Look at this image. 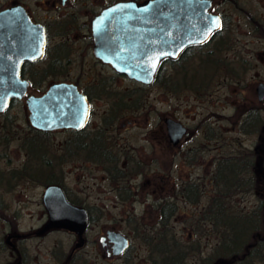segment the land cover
I'll use <instances>...</instances> for the list:
<instances>
[{"label":"flooded vegetation","instance_id":"flooded-vegetation-1","mask_svg":"<svg viewBox=\"0 0 264 264\" xmlns=\"http://www.w3.org/2000/svg\"><path fill=\"white\" fill-rule=\"evenodd\" d=\"M153 1L6 0L5 7L0 10L21 7L31 22L44 31V43L40 49L25 47L28 52L34 50L31 59L21 61L19 65L17 62L12 64L8 59L10 47H7L4 50L6 59L0 62V75H10L16 65L19 67L20 82L28 84L25 96L10 99L8 107L0 112V264H42L39 248L47 239L52 245L51 250H47L52 264H89L86 252L92 246L97 248L102 262L112 264L124 260L123 264H134L131 253L135 241L147 253L142 264H153L148 241L158 242L162 230L160 216L152 206L174 201L170 198V163L167 159L170 158L171 147L178 148L182 140L177 146L171 144L165 124L166 119H172L170 116L161 120L163 132L156 139L155 126L152 125L149 130L150 124H153L150 121H154L149 114L153 111L146 109V102L143 98L141 101L137 91L122 92L117 82L130 79L110 63L115 60L118 67L137 69L140 56L153 55L157 34L162 33L164 38L171 39V15H163L166 20L163 28L155 29L153 10H142L141 6ZM201 1L209 2L208 14L219 17V29L205 43L186 46L176 59L164 58L158 64L151 85L130 80L137 84L138 91L156 84L157 76L161 75L163 89L168 94L175 92L177 76L182 82L178 91L202 94L199 76L203 73L211 76L210 83L223 77L225 83L229 78L234 79V86V82L240 83L243 71L252 70L247 69L252 64L248 62L250 58L244 59L230 51L228 28L239 22L231 19L229 10L243 14L247 22L260 32V39L263 40L264 19L258 11H264V0ZM127 7L135 10L125 16L122 13L117 15L116 19L121 24L118 29L114 30L111 23L100 22V30L103 28L107 32L98 45L94 38L96 19L113 8L122 10ZM38 13H42L41 16ZM52 13L55 16H46ZM123 60H126L125 66ZM203 61L206 66L210 62V67H204ZM260 61L264 65V59ZM261 83L264 84V80L253 82L258 104L241 112L236 122L231 123L233 126L237 123L240 127L251 111L257 113L259 124L264 123V100L259 101L256 92ZM60 84L75 86L86 98L89 114L85 124L53 130L33 126L26 100L29 97L41 98L53 86ZM61 99L68 100L69 95L62 94ZM223 101L230 102L229 107L234 108L228 98ZM22 105L27 114L23 126L16 114ZM66 114L69 115L68 112ZM230 117L224 118L230 122ZM133 128L137 130L135 145L131 144L129 137ZM206 128L209 132L207 138L216 141L220 136L218 129ZM155 141L159 148L155 146ZM214 173L208 181L210 194L204 192L205 184L193 183L197 185L200 201L203 194L210 196L209 199L218 197ZM53 187L60 189L69 205L87 212L89 224L81 236L66 229L48 228L49 214L44 198L46 191ZM146 188L150 189L149 193H146ZM59 195L58 192L53 193L51 199L59 201ZM175 196L178 197L177 194ZM178 198L185 201L182 196ZM109 199L120 205H147L149 216L144 221V216L139 217L135 212L128 214L123 220L133 230L129 235L118 230H101L92 236L90 225L104 214V209L96 205ZM30 206L39 208L35 214L39 226L27 230L21 227V222L23 210ZM196 212L200 219V210ZM28 216L33 219L32 213ZM199 224L202 225V222ZM109 232L120 233L129 241V247L119 255L113 254L114 243L108 237Z\"/></svg>","mask_w":264,"mask_h":264},{"label":"rangeland","instance_id":"rangeland-1","mask_svg":"<svg viewBox=\"0 0 264 264\" xmlns=\"http://www.w3.org/2000/svg\"><path fill=\"white\" fill-rule=\"evenodd\" d=\"M5 4L6 0H0V10L5 7ZM256 8L258 9V7ZM258 13L264 19V11L260 10ZM41 14L38 13L40 16ZM48 15L55 16V13L46 14V16ZM229 15L231 19L239 22L228 28L230 51L239 54L244 59L250 58L248 62L252 63L250 67H247V69L251 68L252 70L242 72L239 84L234 82L235 85L233 86L232 80L234 79L229 78L228 83H225L223 77H218L209 84L202 94H195L189 91H177L168 94L163 89V85L161 86L159 83L145 88V90L138 91L137 84L128 79H120L117 82V85L121 87L124 93L128 94L131 90L137 91L136 93L138 97L140 95L141 101L143 98V101L146 102V109L153 111L152 114H149V117L154 118V121H150L153 124H150L149 130L153 127L152 125L155 126L156 139L163 132L161 120L167 116H170L188 129L187 134L178 147L179 149L171 147L170 158L167 159L170 163V198L174 199L178 207V212L172 218L170 226L176 238L183 242L192 240L193 233L189 227L191 215L203 209L210 200V196L205 197L206 195L203 194V198L197 205H191L178 198L179 196L176 197L175 194H178L179 189L186 183L205 184L206 186L203 187V190L210 194L208 181H210L211 173L215 171L216 157L219 160L221 157L235 156L244 151L253 150L257 141V136L245 135L241 132L237 123L234 126L231 123L236 122V117L245 111L247 107L258 104L254 95L253 82L257 79L264 80V65L260 61L264 59V39H260V32L247 22L243 14L230 9ZM225 98H228L234 104V108L229 107L231 105L230 102L226 103L223 101ZM16 114L20 125L23 126L27 118L23 105L18 108ZM217 114L219 118H217ZM226 116H231L230 122L226 121L224 118ZM94 121L95 118L93 119ZM207 126L218 129L220 136L216 141L207 138L209 136ZM135 133H137V130L133 128L129 135L133 145H135ZM155 146L157 148L160 147L157 141H155ZM158 174L161 175L162 172L159 171ZM149 190V188H146V193H149ZM229 203L242 212L251 211L257 204L253 194L242 192V190L234 194ZM96 206L103 208L104 214L101 219L90 225L92 236L101 230H118L129 235L133 230L123 219L128 214L135 212L139 217L144 216L145 221L150 213L147 205H142L141 203L120 205L112 199ZM152 209L155 211L156 206H152ZM37 211H39V208L35 206H30L28 209L23 210V221L21 222L23 229L29 230L39 226V221L35 216ZM30 213L33 215L32 220L28 216ZM201 226L203 231H199L196 236L200 251L197 252V255L190 256L186 260V264H199L200 258H208L214 253V249L219 243V236L211 224L206 223ZM48 241L49 239L45 240L43 246L39 248V261L42 264H52L47 254V250L50 251L52 245ZM96 250L97 248H93V246L87 249L86 254L89 257V264H107L98 257ZM131 255L134 257V264H142L143 257H146L147 253L145 248L135 241L134 251ZM123 261H114L112 264H123ZM255 264H264V261H259Z\"/></svg>","mask_w":264,"mask_h":264},{"label":"water","instance_id":"water-1","mask_svg":"<svg viewBox=\"0 0 264 264\" xmlns=\"http://www.w3.org/2000/svg\"><path fill=\"white\" fill-rule=\"evenodd\" d=\"M123 6L126 7L127 5ZM141 7L144 12L149 9L153 10L155 29L163 28L166 21L163 15H171V39L164 38L165 36L162 33L157 34L154 40L153 55L140 56L137 60V69L126 68L121 65L118 67L115 60L110 61V63L119 73L126 74L130 80L145 86H149L154 82L158 64L164 58L176 59L186 46L205 43L212 33L220 27L219 17L208 14L210 4L206 1L154 0ZM134 10L130 7H127V9L122 8V10L113 8L102 13L94 24V38L98 45L104 33L107 32L103 28L100 30L99 24L101 21L111 23L113 29H118L121 24L116 19L117 15L122 13L125 16L131 14ZM129 41L131 42V40ZM43 43V29L31 22L23 8L16 7L0 12V62L6 59L4 50L7 47H10L8 59L10 58L12 64L17 62V65H19L21 61L31 59V54L34 51L28 52L25 47L34 46V49L36 47L40 49ZM99 51L100 49L96 53L100 57ZM122 62L125 66L126 60ZM12 69L10 75H0V112L8 107L10 99H21L26 94L28 84L20 82L19 67L14 65ZM256 92L258 100L263 101L264 84H259ZM62 94L69 95V99H61ZM26 105L30 112L29 119L32 125L44 130L78 127L79 123L85 124L89 114V105L86 98L73 85L60 84L53 86L41 98L29 97L26 100ZM66 112H68V116ZM165 124L171 144L177 146L187 133L186 127L173 119H166ZM56 192L60 194L59 201L51 199L53 193ZM44 203L49 214L48 228L66 229L81 236L88 227L89 217L87 212L84 209L69 205L62 196L60 189L49 188L46 191ZM108 237L114 243V255L121 254L129 247V241L120 233L109 232Z\"/></svg>","mask_w":264,"mask_h":264},{"label":"trees","instance_id":"trees-1","mask_svg":"<svg viewBox=\"0 0 264 264\" xmlns=\"http://www.w3.org/2000/svg\"><path fill=\"white\" fill-rule=\"evenodd\" d=\"M203 66L210 67V62L206 66L203 61ZM162 78L161 75L157 76L155 82L162 86ZM210 79L211 76L207 73L200 76L202 92L207 89ZM179 84L181 86L182 82L178 77L175 92L179 90ZM240 129L246 135H257L254 148L235 156L219 158L213 174L219 195L210 199L200 210V219L199 215L196 216L197 212L191 215L189 227L193 233L192 240L180 241L170 226L172 218L178 212L174 201L156 206L162 233L158 242L148 241L153 264H186L190 256L197 255L199 244L196 236L202 228L199 222L202 225L211 224L219 236L214 253L208 258H200L201 264H255L264 261V123L259 124L257 113L251 111ZM240 190L255 196L257 204L249 212L239 211L229 203L232 196ZM177 196H182L191 205L200 202L197 185L193 183H186L185 187H181Z\"/></svg>","mask_w":264,"mask_h":264}]
</instances>
